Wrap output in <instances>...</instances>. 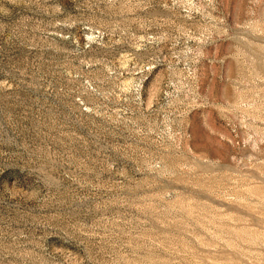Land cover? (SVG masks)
<instances>
[{
    "label": "rangeland",
    "instance_id": "1",
    "mask_svg": "<svg viewBox=\"0 0 264 264\" xmlns=\"http://www.w3.org/2000/svg\"><path fill=\"white\" fill-rule=\"evenodd\" d=\"M0 264H264V0H0Z\"/></svg>",
    "mask_w": 264,
    "mask_h": 264
}]
</instances>
